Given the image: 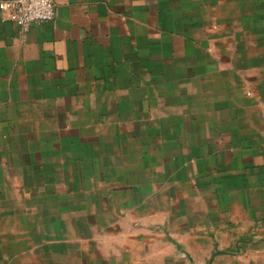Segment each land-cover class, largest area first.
<instances>
[{
	"label": "crops",
	"instance_id": "0c3cea01",
	"mask_svg": "<svg viewBox=\"0 0 264 264\" xmlns=\"http://www.w3.org/2000/svg\"><path fill=\"white\" fill-rule=\"evenodd\" d=\"M54 2L0 10V264H264V0Z\"/></svg>",
	"mask_w": 264,
	"mask_h": 264
},
{
	"label": "built area",
	"instance_id": "2783aa9c",
	"mask_svg": "<svg viewBox=\"0 0 264 264\" xmlns=\"http://www.w3.org/2000/svg\"><path fill=\"white\" fill-rule=\"evenodd\" d=\"M0 10L24 29L32 24L50 22L56 15L54 0H1Z\"/></svg>",
	"mask_w": 264,
	"mask_h": 264
}]
</instances>
